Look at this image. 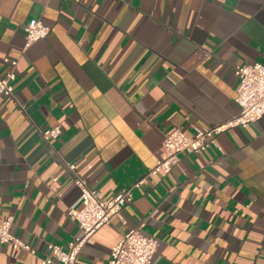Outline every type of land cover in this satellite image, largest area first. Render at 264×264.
<instances>
[{
  "label": "crops",
  "instance_id": "obj_1",
  "mask_svg": "<svg viewBox=\"0 0 264 264\" xmlns=\"http://www.w3.org/2000/svg\"><path fill=\"white\" fill-rule=\"evenodd\" d=\"M49 34L26 47V24ZM8 59V60H7ZM0 219L36 252L0 244V264H42L80 234L69 163L102 199L132 202L81 249L108 264L132 228L152 264H264V115L152 173L165 136L237 115L234 68L264 64V0H0ZM60 125L45 141L38 128Z\"/></svg>",
  "mask_w": 264,
  "mask_h": 264
},
{
  "label": "built area",
  "instance_id": "obj_2",
  "mask_svg": "<svg viewBox=\"0 0 264 264\" xmlns=\"http://www.w3.org/2000/svg\"><path fill=\"white\" fill-rule=\"evenodd\" d=\"M25 31V46L28 47L45 38L50 27L41 19L33 18L26 24ZM10 62L11 70L5 76H0V95H14L17 61ZM234 71L238 77L235 100L240 106L239 113L213 127L195 126L192 135L179 128L168 133L163 140L156 165L151 169L152 173L170 172L180 162L182 154L201 152L216 144V136L220 133L233 127H246L264 115V64H240L235 66ZM38 130L48 142L61 134L60 125ZM69 168L74 173L75 184L80 190L79 200L69 209V213L76 219L81 232L66 246L47 243V254L41 259L42 264H76L82 247L92 239L96 231L113 216L120 215L121 210L133 200L129 189H123L109 199H102L98 191L77 174L76 164L69 163ZM13 222V215L0 219V244L35 253L31 244L15 234ZM158 243L156 237L143 233L139 228L129 229L112 247L108 264H152Z\"/></svg>",
  "mask_w": 264,
  "mask_h": 264
}]
</instances>
